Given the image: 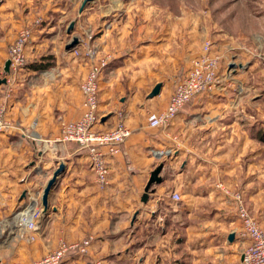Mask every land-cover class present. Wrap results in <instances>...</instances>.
Here are the masks:
<instances>
[{
	"label": "crops",
	"instance_id": "1",
	"mask_svg": "<svg viewBox=\"0 0 264 264\" xmlns=\"http://www.w3.org/2000/svg\"><path fill=\"white\" fill-rule=\"evenodd\" d=\"M31 1L0 0V77L9 45L31 23L27 61L6 75L10 125L0 132V264L27 262L59 239L85 237L86 252L68 254L63 264H242L249 239L229 192L239 191L264 225V0H226L223 15L233 26L222 28L221 40L211 44L221 57L219 82L194 93L164 128L147 125V114L165 107L172 91L164 84L152 97L141 87L119 95L117 105L109 94L100 104L99 88L100 128L121 120L132 130L121 152L107 159L104 188L95 182L86 151L58 138L60 122L83 111L79 84L90 63L85 57L68 60V8H45L35 21ZM250 23L257 27L250 29ZM103 24L96 38L101 51L108 47ZM60 162L64 170L47 211L33 230L18 228V211L40 198ZM160 162L162 181L142 202L144 185Z\"/></svg>",
	"mask_w": 264,
	"mask_h": 264
},
{
	"label": "rangeland",
	"instance_id": "2",
	"mask_svg": "<svg viewBox=\"0 0 264 264\" xmlns=\"http://www.w3.org/2000/svg\"><path fill=\"white\" fill-rule=\"evenodd\" d=\"M82 1L31 2L35 21L41 19L45 8H68V20L63 22L66 45L77 39L76 44L66 48L70 62L85 61L84 53L89 45L99 55L108 56V68L104 67L99 76L104 77L99 86L100 104L106 102L104 96L109 94L117 105L119 95H126L137 87L150 91L157 82H162L165 89H173L203 44L218 42L222 28L233 26L232 18L223 15L226 0H90L80 9ZM61 18L56 15L54 21L59 22ZM102 22L108 32V47L101 51L96 38L101 33ZM25 25L31 28V23ZM247 26L257 27L253 23ZM60 241L68 243L59 239L57 244Z\"/></svg>",
	"mask_w": 264,
	"mask_h": 264
},
{
	"label": "built area",
	"instance_id": "3",
	"mask_svg": "<svg viewBox=\"0 0 264 264\" xmlns=\"http://www.w3.org/2000/svg\"><path fill=\"white\" fill-rule=\"evenodd\" d=\"M30 35V28L23 27L9 45V75L20 71L26 63L25 45ZM84 57L90 65L85 77L79 84L83 96V111L77 119L60 122L58 138L65 142L77 143L81 149L86 151L95 182L99 188H104L108 184L109 167L107 159L109 156L121 152V145L130 136L132 130L121 120L110 128H100L98 83L100 73L108 64L109 58L106 55H99L97 50L90 45L86 46ZM260 58L264 64V52L260 53ZM220 61V55L211 50L209 42H205L201 52L191 59L189 67L177 79L165 107L150 111L147 114V125L151 128L167 126L194 93L216 85L219 82ZM8 76H6L5 84L7 82L9 84L7 83L5 93L0 95V132L10 125L6 115V98L11 90V82ZM229 194L236 203L237 215L241 222V233L249 239V243L242 252L241 263L264 264V225H260L248 211L239 191H232ZM171 197L177 200L180 195L177 192H172ZM41 213L40 198H33L30 203L18 211V228L33 230ZM89 242L90 237L68 243L60 241L52 250L28 262L12 260L8 264H62L68 250L77 249L78 252L84 253Z\"/></svg>",
	"mask_w": 264,
	"mask_h": 264
},
{
	"label": "water",
	"instance_id": "4",
	"mask_svg": "<svg viewBox=\"0 0 264 264\" xmlns=\"http://www.w3.org/2000/svg\"><path fill=\"white\" fill-rule=\"evenodd\" d=\"M87 1H90V0H83L82 1V5H81L80 9L82 8V6ZM70 26H72V24H70ZM76 42H77V39L75 38V39H73V41L71 43L66 45V48H68V49L71 48L74 44H76ZM9 64H10V60L6 59L4 64H3V67H2V76L0 77V84L6 82V75L9 73ZM161 85H162L161 82H157L152 87V89L149 91V93L147 94V97H152V96L157 95L160 92ZM103 118L104 117H102V119ZM162 166H163V162H160L156 167H154L151 170L150 175L148 177L147 182L144 185L143 192L141 195V201L142 202H146L148 199L149 193L154 192L153 185L158 184L162 181V176L159 175V173L162 169ZM63 170H64V164L62 162H60L58 164V166L52 172L51 177H49V179L46 181V183H45V185L41 191V194H40V204L42 207V212L47 211V208L49 206V204H48L49 195H50L52 189L55 187V184L58 180V177L63 172ZM232 237H233L232 234L228 235L229 240H231Z\"/></svg>",
	"mask_w": 264,
	"mask_h": 264
},
{
	"label": "trees",
	"instance_id": "5",
	"mask_svg": "<svg viewBox=\"0 0 264 264\" xmlns=\"http://www.w3.org/2000/svg\"><path fill=\"white\" fill-rule=\"evenodd\" d=\"M43 67L42 65L40 66V68ZM5 90H6V85L5 83H1L0 84V95H3L5 93ZM67 143H74V142H67ZM77 144V143H75ZM78 145V144H77ZM74 254V253H79L77 249H70L67 251V254L66 256H68V254Z\"/></svg>",
	"mask_w": 264,
	"mask_h": 264
}]
</instances>
